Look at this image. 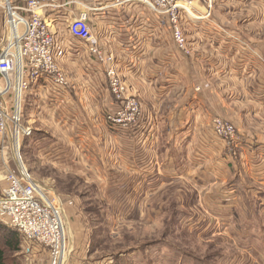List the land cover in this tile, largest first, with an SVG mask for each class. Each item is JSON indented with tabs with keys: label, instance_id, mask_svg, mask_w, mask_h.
Instances as JSON below:
<instances>
[{
	"label": "crops",
	"instance_id": "1",
	"mask_svg": "<svg viewBox=\"0 0 264 264\" xmlns=\"http://www.w3.org/2000/svg\"><path fill=\"white\" fill-rule=\"evenodd\" d=\"M192 7L198 19L184 14L181 25L190 54L175 45L168 18L142 2L82 0L46 12L56 21L59 64L71 86L57 91L42 78L24 96L42 161L63 175L85 168L105 187L120 179L143 188L155 183L156 173L184 176L189 170L224 183L229 161L222 160L211 126L223 117L240 125L237 152L260 186L253 190L264 191V0H195ZM83 13L140 101L143 120L131 132L108 123L119 103L104 66L68 32V23ZM257 128L262 134L250 136Z\"/></svg>",
	"mask_w": 264,
	"mask_h": 264
},
{
	"label": "rangeland",
	"instance_id": "2",
	"mask_svg": "<svg viewBox=\"0 0 264 264\" xmlns=\"http://www.w3.org/2000/svg\"><path fill=\"white\" fill-rule=\"evenodd\" d=\"M179 24L182 28V16ZM4 31L0 8V38ZM171 32L173 35V29ZM58 65L70 84L59 60ZM27 111L23 106L25 128L29 127ZM216 119L235 130L232 144L219 138L222 160L229 161L224 183L215 182L218 177L208 173L189 170L184 176L156 173L155 183L149 179L150 184L143 188L120 179L105 187L85 168L77 169L76 175L61 174L40 158L41 145L35 142L38 136L25 138L21 145L24 166L44 193L58 199L62 207L65 264H264V207L259 202L264 191L253 190L260 186L251 181L237 152L240 125L215 117L211 126ZM142 120L143 113L138 124L123 130L131 132ZM244 130L250 131L248 127ZM261 134L257 128L250 136ZM3 147L0 142V196L6 187L4 171L19 165L12 146L9 150ZM0 249L5 264H52L48 250H39L4 225Z\"/></svg>",
	"mask_w": 264,
	"mask_h": 264
},
{
	"label": "built area",
	"instance_id": "3",
	"mask_svg": "<svg viewBox=\"0 0 264 264\" xmlns=\"http://www.w3.org/2000/svg\"><path fill=\"white\" fill-rule=\"evenodd\" d=\"M142 2L157 16L168 17L173 26V38L178 48L190 54L188 42L179 22L193 14L195 0H114L115 6L126 2ZM82 0H0L4 14V34L0 38V142L19 165L4 171L6 187L0 196V224L21 234L26 242L49 251L52 264H62L66 252V233L62 207L58 199L48 197L33 180L22 160V142L33 136V129L24 127V96L40 79L46 78L57 91L69 89V80L60 70L62 55L55 20L46 12L67 9ZM68 32L75 40L87 45L89 53L104 66L110 93L120 104L107 117L110 125L126 129L138 124L142 108L134 88L118 75L114 58L106 56L89 24L88 13L68 23ZM213 132L223 142L232 144V125L216 119ZM9 141V145L6 143Z\"/></svg>",
	"mask_w": 264,
	"mask_h": 264
},
{
	"label": "trees",
	"instance_id": "4",
	"mask_svg": "<svg viewBox=\"0 0 264 264\" xmlns=\"http://www.w3.org/2000/svg\"><path fill=\"white\" fill-rule=\"evenodd\" d=\"M1 226H3V225L0 224V228H1ZM0 264H5L4 254H3L1 249H0Z\"/></svg>",
	"mask_w": 264,
	"mask_h": 264
},
{
	"label": "bare ground",
	"instance_id": "5",
	"mask_svg": "<svg viewBox=\"0 0 264 264\" xmlns=\"http://www.w3.org/2000/svg\"><path fill=\"white\" fill-rule=\"evenodd\" d=\"M193 3H194V2H193ZM170 24H171V26H172L171 21H170ZM172 29H173V26H172ZM173 34H174V31H173ZM16 160H18V159L16 158ZM62 264H65V261H63Z\"/></svg>",
	"mask_w": 264,
	"mask_h": 264
}]
</instances>
